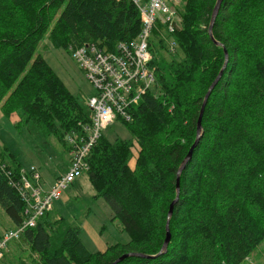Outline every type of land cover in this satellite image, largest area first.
<instances>
[{"label": "trees", "instance_id": "16d2710c", "mask_svg": "<svg viewBox=\"0 0 264 264\" xmlns=\"http://www.w3.org/2000/svg\"><path fill=\"white\" fill-rule=\"evenodd\" d=\"M177 1L180 22L169 38L176 51H169L157 25L155 84L131 105L129 119L119 118L132 138L111 142L102 133L87 158L95 197L108 203L129 241L92 252L79 226L47 212L22 233L29 252L13 254L15 264H112L131 252L157 256L118 264H242L264 241V0H223L213 35L218 0ZM141 24L131 0H0L2 114L19 113L17 128L32 123L63 146L86 138L90 109L42 54L34 57L38 46L47 36L69 52L88 43L115 51L139 35ZM223 68L205 106L202 138L180 175L171 241L159 254L178 170L197 139L205 95ZM22 170L17 155L0 146V206L14 227L24 220L25 202L11 179L20 180Z\"/></svg>", "mask_w": 264, "mask_h": 264}, {"label": "built area", "instance_id": "2783aa9c", "mask_svg": "<svg viewBox=\"0 0 264 264\" xmlns=\"http://www.w3.org/2000/svg\"><path fill=\"white\" fill-rule=\"evenodd\" d=\"M141 16V31L130 43L120 42L115 51L100 48L96 43L71 48L72 58L86 72L94 93L87 107L92 122L85 126L84 138H72L73 150L67 172L57 177L48 189L42 185V175L32 166L28 172L23 168L20 180L11 179L25 202L24 220L13 229L0 235V260L10 242L21 237L29 228L36 227L38 220L52 209L53 201L61 198L63 191L89 168L87 158L97 144L102 129L109 121L129 119V108L136 103L156 81V68L152 64L154 29L163 26L162 38L170 52H175L176 43L169 39L180 22L177 0H131ZM160 27V28H161ZM11 173L8 172V175Z\"/></svg>", "mask_w": 264, "mask_h": 264}, {"label": "rangeland", "instance_id": "374dc122", "mask_svg": "<svg viewBox=\"0 0 264 264\" xmlns=\"http://www.w3.org/2000/svg\"><path fill=\"white\" fill-rule=\"evenodd\" d=\"M38 54L43 55L70 92L87 107L94 88L86 72L72 58L69 50L54 47L46 36L40 42L34 57ZM1 105L2 103L0 146L7 145L28 172L32 166L38 168L42 175V185L48 189L55 178L67 172L73 146H63L55 136H44L32 123L17 128L16 123L21 121L20 114L13 113L10 118H6L2 114ZM102 130L103 135L111 142L118 138H132L129 128L120 119L109 121ZM49 214L55 218L62 216L73 225L79 226L81 238L92 252L104 251L111 244L129 241V235L123 230L119 220H112L113 213L108 203L104 198L95 197L87 173L69 185L60 199L53 201ZM13 228L9 216L0 206V235ZM27 251L28 247L22 238L10 242L6 252L10 253L9 264H15L13 254L23 257ZM242 264H264V241Z\"/></svg>", "mask_w": 264, "mask_h": 264}, {"label": "water", "instance_id": "95a60500", "mask_svg": "<svg viewBox=\"0 0 264 264\" xmlns=\"http://www.w3.org/2000/svg\"><path fill=\"white\" fill-rule=\"evenodd\" d=\"M222 1L223 0H218L216 5H215V8H214V11H213V15H212V20H211V24H210V34H212V30H213V24L216 20V17L219 13V10H220V6L222 4ZM213 37V36H212ZM219 44V43H218ZM228 54L226 52V60H225V65H224V68L226 67V64L228 62ZM224 68L221 70V72L219 73L218 77L215 79V81L212 83V85L210 86L208 92L206 93L205 95V98H204V101H203V105H202V108H201V112H200V116H199V119H198V123H197V139L195 140L194 144L192 145L186 159L184 160L182 166L179 168L178 170V175H177V197L176 199L171 203L170 205V208H169V212H168V220H167V224H166V231H167V236H166V239H165V242H164V245L162 247V251L159 253V254H162L163 251H166L167 248H168V245L171 241V238H172V234H171V230H170V219L173 215V211H174V206L175 204L178 202L179 200V193H180V175L182 173V171L185 169V167L187 166L188 162L190 161V159L192 158V154H193V151L195 149V147L198 145L200 139L202 138V134H203V130H202V117H203V114H204V110H205V106L207 104V101L213 91V89L215 88V86L217 85L220 77L222 76L223 74V71H224ZM143 257V258H149V257H155L157 255H154V256H151V255H147V254H142V253H135V252H131V253H127V254H124L122 255L121 257H119L118 259H116L112 264H118L122 261H124L126 258L128 257Z\"/></svg>", "mask_w": 264, "mask_h": 264}, {"label": "bare ground", "instance_id": "6f19581e", "mask_svg": "<svg viewBox=\"0 0 264 264\" xmlns=\"http://www.w3.org/2000/svg\"><path fill=\"white\" fill-rule=\"evenodd\" d=\"M205 44V43H204ZM159 52V51H158ZM232 65V64H231ZM206 81V80H205ZM44 88V87H43ZM221 93V92H220ZM184 94V93H183ZM223 94V93H222ZM126 147V146H125ZM128 148V147H127ZM4 157V156H3ZM8 157V156H7ZM5 158H6V156H5ZM9 158V157H8ZM113 159V158H112ZM147 170H149V168L147 169ZM158 170V169H157ZM206 178V177H205ZM115 183V182H114ZM180 208V207H179ZM183 242V241H182ZM261 243V242H260ZM182 246V245H181ZM170 252V251H169ZM168 254V253H167ZM141 260V259H140Z\"/></svg>", "mask_w": 264, "mask_h": 264}, {"label": "crops", "instance_id": "0c3cea01", "mask_svg": "<svg viewBox=\"0 0 264 264\" xmlns=\"http://www.w3.org/2000/svg\"><path fill=\"white\" fill-rule=\"evenodd\" d=\"M55 180V179H54ZM50 186V185H49Z\"/></svg>", "mask_w": 264, "mask_h": 264}]
</instances>
